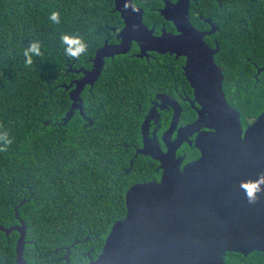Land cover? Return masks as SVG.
Here are the masks:
<instances>
[{"label": "trees", "instance_id": "16d2710c", "mask_svg": "<svg viewBox=\"0 0 264 264\" xmlns=\"http://www.w3.org/2000/svg\"><path fill=\"white\" fill-rule=\"evenodd\" d=\"M139 3L146 22L160 26L161 16L150 8L161 1ZM221 4L214 0L210 8L202 0L199 8L220 26L213 36L220 46L216 61L228 103L246 127L264 112V72L254 78L257 67H264V0ZM114 8V0H0V125L12 140L0 152V225L19 224L17 209L30 242L26 264H65V249L74 242L70 264H86V254L99 256L114 224L126 216L125 196L139 169L135 159L130 171V160L147 110L138 104L146 94L166 91L161 80L168 83L170 75L139 59L108 61L92 92L83 93L84 115L76 110L60 125L72 106L64 86L81 74L72 71L89 69L96 51L114 40L111 28L122 25ZM53 12H59V23L50 19ZM64 34L83 38L86 54L66 56ZM30 42H39L41 55L27 65ZM19 236L0 230V264H16ZM251 258L230 253L226 260Z\"/></svg>", "mask_w": 264, "mask_h": 264}, {"label": "water", "instance_id": "95a60500", "mask_svg": "<svg viewBox=\"0 0 264 264\" xmlns=\"http://www.w3.org/2000/svg\"><path fill=\"white\" fill-rule=\"evenodd\" d=\"M114 1V12L121 14L126 25L122 30L114 29L122 41L119 45L106 42L98 49L92 70L70 69L76 74L84 73V77L64 86L66 90L75 88L70 92L71 109L60 125H67L76 110L84 115L81 94L85 85L93 86L99 79L106 58L127 54L135 41L140 46V58L148 52L186 56L184 70L194 89L193 104L200 106L196 108L197 120L180 132L166 159L174 158V148L183 142L184 135L204 128L210 132L198 137L202 155L184 171H179L175 163L166 164L167 172L160 182L136 184L128 189L126 216L114 224L102 253L89 264H226L227 253L264 252V195L250 204L240 187L242 181L256 180L264 173V112L244 130L240 113L226 98L224 74L214 61L218 46L211 49L203 33L186 16L191 0L176 4L166 1L161 14L176 25L181 35L164 32L159 37L143 23V11L136 9L132 0ZM214 32L215 29L209 34ZM262 72L264 67L258 68L256 76ZM180 114L181 108L172 130ZM147 127L148 121L143 131ZM144 143L146 149L139 153L148 154L146 139ZM16 218L19 224L9 228L0 225V230L7 236L19 233L16 264H26L24 251L30 242L26 241V224L17 209ZM78 243L66 247V264H70L71 248Z\"/></svg>", "mask_w": 264, "mask_h": 264}, {"label": "flooded vegetation", "instance_id": "af4514ba", "mask_svg": "<svg viewBox=\"0 0 264 264\" xmlns=\"http://www.w3.org/2000/svg\"><path fill=\"white\" fill-rule=\"evenodd\" d=\"M132 1L136 9H140L143 11V23L146 25L148 29L150 30L154 29L153 31L154 36L159 37L163 35L164 32L173 34L175 36L181 35V31L176 27V25L172 21H168L161 14V10L167 4L166 1L176 4L179 0H160L161 6L150 8V11L152 13H158L161 16L162 21H160V26H157L156 23H153L150 26L145 20L147 11H146V8L142 6L139 2H142L144 5L147 6L149 3V0H132ZM201 1L202 0H191L189 3L188 12L187 13L185 12L186 16L190 24L196 30L203 33L204 42L213 50L216 49L218 46L219 51H220L218 40L213 38L214 35L220 32V26L213 20L211 16L205 15L204 12L199 8V4L201 3ZM215 1L218 2L219 8L222 9L221 0H215ZM213 2L214 0H207V3L210 4L208 7L212 8ZM181 8H184V6H182ZM118 14L122 21V25L119 27L111 28V31L114 33V40H112V42L106 41L108 42V44L119 45L122 41L121 39L118 38V32L114 30V29L122 30L126 26L124 20L121 18V14L120 13ZM182 15L184 17L183 10H182ZM226 15L228 16L227 12H226ZM180 18L182 19V17ZM260 21L261 22L264 21V13H261ZM213 29H215V32L209 34ZM140 51L141 50H140L139 44L134 41L132 42L131 49L127 54H120V55H116L114 57H109L105 59V66L108 63V61L113 62L115 61L117 57L124 58L123 59L124 61L139 59L143 62L144 65L148 67L162 68L159 71V73L163 74L164 76L168 73L171 77L168 83L166 79L161 80V83L166 86V91L160 90L159 92H153L151 95L146 94V101L143 100L141 104H138L139 109L146 107L147 110L141 117L140 130H139L140 145L134 146L133 148L134 153L130 160V168H129L130 171L133 168L135 159H137V166L139 168L137 179L132 181L133 183L130 185V187L136 184L148 183L152 181L160 182L164 174L167 172V169H165L166 164L175 163L179 171L181 172L184 171V168L188 164L197 161L198 159H200L202 155L197 145V142H196L198 137L201 135V133L210 132L209 129L204 128L201 131L193 133L191 135L190 134L184 135V137L182 138L183 142L179 146L174 148L175 149L174 158L169 157L168 159H166V155L169 153L170 147L173 146L174 142L178 139L180 132L186 126L191 125L197 120L198 114H197L196 108H200V106L196 102L193 104L194 89L189 83L185 75L186 74L185 70H184L186 63H187L186 56L170 54V53L160 54L156 52H148V55H145L143 58H140L138 57V54L140 53ZM218 53L214 56V61L216 65L223 72V68L216 61V56L218 55ZM94 58L91 60V66L89 69L88 68H82V69H84L85 71L92 70ZM166 60L171 61V65L168 66ZM258 68L259 67H257V69ZM79 76L80 77L72 81L83 78L84 73H81ZM101 76L94 83L93 86L89 84L85 85L83 92L81 94L82 99H83V93L85 91H88V93L92 92V90L95 88V84L99 82ZM254 78L256 79L258 77L254 75ZM182 81H184L186 85L180 86L179 84ZM224 82H225V77L223 81V89H224ZM126 84H129V83L127 81L126 83H123L125 87H126ZM74 88L75 87H71L69 90H66L68 91L69 99H70V92ZM224 92H225V89H224ZM71 105H72V101H71ZM179 106L181 108V114L175 124L174 129L172 130V125L175 121V117H177V110L180 109ZM86 120L87 119H85V121ZM146 121H148V127L145 128V131H143V124ZM254 121L255 120H252L251 124ZM248 126L243 127L244 130H246ZM145 139L147 142V150L149 153L141 154L139 153V151L146 149L145 143H144ZM159 158L164 159L166 163L164 162V160H161ZM149 173L153 174V177H151V179H149L150 178ZM228 254L230 253H227L224 255V260L226 264H232L226 260V257H228ZM241 255L247 258L252 257L251 261L240 262L236 264H264V252H252L247 255H243V254ZM63 257H62V260H63ZM86 258H87L86 264H89L91 260H96L98 256L93 257L91 255V252L90 253L88 252L86 254Z\"/></svg>", "mask_w": 264, "mask_h": 264}, {"label": "clouds", "instance_id": "9594fccd", "mask_svg": "<svg viewBox=\"0 0 264 264\" xmlns=\"http://www.w3.org/2000/svg\"><path fill=\"white\" fill-rule=\"evenodd\" d=\"M59 12L51 13L50 19L54 23L60 22ZM61 42L65 45L64 54L73 59L79 58L86 54L88 45L79 35L64 34L61 36ZM41 48L39 42H30L29 46L24 52L25 63L32 65L33 56H40ZM12 140L6 131L2 130L0 125V152L7 150L11 145ZM264 173L260 174L256 180L242 181L240 184L241 189L246 193L247 200L250 204H255L258 201L259 195H264Z\"/></svg>", "mask_w": 264, "mask_h": 264}]
</instances>
